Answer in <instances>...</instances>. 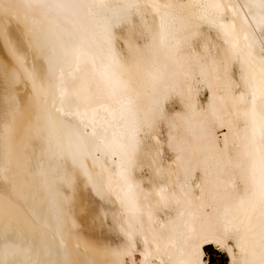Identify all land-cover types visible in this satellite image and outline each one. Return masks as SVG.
I'll return each mask as SVG.
<instances>
[{"label": "bare ground", "instance_id": "bare-ground-1", "mask_svg": "<svg viewBox=\"0 0 264 264\" xmlns=\"http://www.w3.org/2000/svg\"><path fill=\"white\" fill-rule=\"evenodd\" d=\"M261 3L0 0V264H113L129 228L137 264L145 239L149 264H208L207 246L264 264L258 213L246 227L238 206Z\"/></svg>", "mask_w": 264, "mask_h": 264}, {"label": "snow or ice", "instance_id": "snow-or-ice-1", "mask_svg": "<svg viewBox=\"0 0 264 264\" xmlns=\"http://www.w3.org/2000/svg\"><path fill=\"white\" fill-rule=\"evenodd\" d=\"M213 8L216 10L232 9L233 6L229 4H213ZM261 7L264 8V0H262ZM235 12L239 13L240 7L235 6ZM264 24V21H262ZM222 27H225L222 25ZM227 36V32L225 33ZM231 46V52L233 55H239L241 52L240 45L229 38ZM261 63L264 66V49L261 50ZM18 63H22L21 58L17 57ZM259 94L260 104L257 106L255 103V96ZM251 96L253 100L244 103L243 111L246 122L250 126V137L248 143L245 145L243 156L251 157L253 161L251 169V178L245 174L243 160L240 161L238 167L240 168V176L242 183L240 188L245 192V196L239 201V207L245 211L247 227L251 224L253 215L258 213L259 224L261 228V236L264 239V67H262L261 77L259 82L252 81L251 83ZM123 179L127 183V195L129 197L127 201L128 215L131 220L133 215L138 214L140 206V186L134 182L131 177L125 172L122 174ZM151 187V185H149ZM235 188V185H233ZM159 200L163 201L166 194L171 197L172 192L170 188H167L157 182L154 189ZM123 203V202H122ZM125 242L122 246L113 251L115 259L113 264H125V258L128 260V264H137L135 259L136 254V233L130 228L125 232ZM145 245V252L142 254V259L139 264H149L147 247L149 242L147 239L143 241ZM201 244L207 243V241H201Z\"/></svg>", "mask_w": 264, "mask_h": 264}, {"label": "rangeland", "instance_id": "rangeland-1", "mask_svg": "<svg viewBox=\"0 0 264 264\" xmlns=\"http://www.w3.org/2000/svg\"><path fill=\"white\" fill-rule=\"evenodd\" d=\"M89 201H90V205H88V207L90 206V209L92 207V212H93L94 215H92L93 218L91 219V216H90L91 214L88 213L87 217L89 218V216H90V219L87 218L86 220L89 221L90 223L89 222L86 223V221H84V223H85L86 226H95V225H97L96 224L97 222L94 221V220H96V218L94 217L96 215L95 212H99V210H100L99 207L101 206V203L97 199L92 198V197L89 198ZM89 201H88V204H89ZM92 212L90 210V213H92ZM97 215H98V213H97ZM92 220L95 223H93ZM101 226H110V225H101ZM108 229H109L108 227H103V230L107 231V233L104 232V233H106L105 236H107V238L109 240H114L113 232L111 230L109 231ZM89 232H90L91 235H95V234L92 233V230H90ZM206 252H207L206 261H207L208 264H210L209 263L210 260H211V262L213 264H226L227 257H226L225 253L215 249L213 246H207L206 247Z\"/></svg>", "mask_w": 264, "mask_h": 264}, {"label": "trees", "instance_id": "trees-1", "mask_svg": "<svg viewBox=\"0 0 264 264\" xmlns=\"http://www.w3.org/2000/svg\"><path fill=\"white\" fill-rule=\"evenodd\" d=\"M209 263H210V264H213V263L211 262V260L209 261Z\"/></svg>", "mask_w": 264, "mask_h": 264}]
</instances>
